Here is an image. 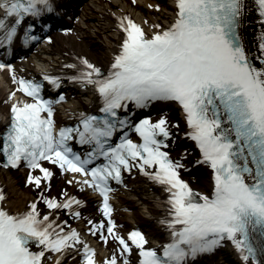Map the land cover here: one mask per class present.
<instances>
[{
  "label": "snow or ice",
  "instance_id": "1",
  "mask_svg": "<svg viewBox=\"0 0 264 264\" xmlns=\"http://www.w3.org/2000/svg\"><path fill=\"white\" fill-rule=\"evenodd\" d=\"M172 7V22L154 24L151 33L130 17H118L125 35L107 69L85 57L77 58L79 65H67L76 69L70 80L95 88L102 115L81 113L75 127H61L56 134V101L41 95L42 84L20 77V89L34 100L12 106L13 119L4 133V166L19 167L23 161L39 170L40 175L28 176L37 187L53 175L43 161L65 172L91 174L83 183L103 196L109 234L116 227L109 203L111 180L122 182L124 169L138 167L165 186L170 211L161 222L171 230L170 241L160 253L145 246L148 241L139 230L128 233L131 244L117 233L123 264H129L126 253L133 245L139 249V264H188L189 258L212 252L226 240L243 264H264V0H173ZM0 10V43L11 47L29 19L23 41L38 40L31 34L35 18L55 12L56 5L54 0H0ZM253 11L257 18L248 23L259 27L247 36L241 32V21ZM0 68L12 65L0 63ZM44 79L60 86L59 77ZM64 98L61 94L60 100ZM165 102L182 108L183 135L199 153L195 163L211 169L210 193L197 191L181 178V160L190 155L188 148L179 160L165 150L175 139L172 127L179 129L180 122L172 125L166 113L156 119L137 115V109ZM45 111L46 117L41 115ZM133 131L141 142L131 138ZM117 135L119 143L114 144ZM74 139L89 150H76L70 143ZM64 196L59 201L41 193L40 199L54 210L46 214L37 202L24 212L0 205V264H47L51 253L60 254L55 259L61 264L63 255L77 248L80 234L65 230L67 220L59 221V210L72 212L73 204L83 202L67 192ZM4 198L0 192V201ZM104 227L101 220L89 231ZM101 238L107 241V236ZM82 248L84 264H97L95 249L87 243ZM104 264H118V256L114 253Z\"/></svg>",
  "mask_w": 264,
  "mask_h": 264
},
{
  "label": "bare ground",
  "instance_id": "2",
  "mask_svg": "<svg viewBox=\"0 0 264 264\" xmlns=\"http://www.w3.org/2000/svg\"><path fill=\"white\" fill-rule=\"evenodd\" d=\"M158 4L156 0H102L88 15L87 27H80L68 40L57 41L44 54L39 56V61L30 64L14 75H0V186L3 187L5 197L1 201L2 206L12 212L27 210L30 204L41 193L45 196L57 197L59 201H64L66 199L64 193L67 192L69 196L83 202L79 205L74 204L72 212H69L68 209L59 210V221L67 220V225H63L65 230L75 229L81 237L77 248L69 249L63 255L61 264H84L83 243H87L89 247L96 250L95 259L97 264H104L105 260L110 259L114 253L118 256V264H123L124 257L119 255L122 251V246L115 239V235L118 233L124 236L131 244L128 231L136 225H140L145 232L146 240L148 241L145 245L146 247L157 245L156 240L158 238L165 239L166 235L170 234V231L159 221L160 216H164L168 212L166 203L164 202L165 197L161 190L153 192V195L149 197H138L136 200L127 196L125 193L126 189L133 192L140 190L147 191L153 189L155 184L138 167H134L131 171L126 170L123 181L117 182V193L109 199L110 205L116 209L115 214L111 215V219L115 221L116 227L113 234H109L107 232L109 217L103 214V200L87 188V185L83 183V179L76 177L75 174L63 173L56 166L47 165L46 167H49L53 173L52 178L50 181L43 179L42 183L37 187L34 182L31 184L28 182V176L30 173L40 175L39 170L23 168L11 170L6 168L3 165L1 136L6 131L7 125L10 122L11 108L20 98L16 81L19 77L34 76L40 78L49 74L59 75L65 80L74 71L73 68L67 67V65L75 64L72 60L74 55L87 56L98 66L107 69L112 55L118 51L122 38V35L116 29L117 16L133 14L142 24L145 31L151 33L154 24L168 26L174 17L172 2L170 1L165 6L163 20L159 21L156 16L155 7ZM1 14L0 10V16ZM256 18L257 14L254 11L242 18V34L247 36L253 35L251 29L258 28L259 26L249 24L248 21L255 20ZM60 28L62 27H57L56 29ZM90 29H93V31ZM46 43L48 42L46 41ZM64 83L69 90H76L78 94L82 95L78 99L82 104L81 107H71L68 111L67 121L73 122L81 113L97 108V98L93 92L92 85L80 87L66 81ZM59 120L62 121L63 119L59 116ZM179 122V129L172 127L175 139L169 144L167 150L170 151L174 159L179 160L184 149H189L190 155L181 160V163H184L185 167L180 170L182 174L187 175L194 169L195 165L198 166L195 163V158L199 153L198 149L193 151L194 142L183 135V130L186 129L185 118ZM175 123L172 122V125ZM205 168L208 170L207 166ZM204 185L212 189L211 178L206 180ZM198 191L205 192L202 189ZM37 205L43 214L54 211L48 209L42 199L38 201ZM140 208H145L144 213L140 212ZM75 212H79L80 215L77 217L74 214ZM51 218L56 219L57 217L53 215ZM101 220L105 224L103 230L106 232L107 241L97 234V231H101L100 229L89 231V229L94 228V225L99 224ZM82 231H84V234H82ZM224 243L232 244L230 240ZM132 247L133 251L130 254L126 253V255L128 256L129 264H136L139 249L135 245ZM59 255L58 253H51L52 259L47 264H56L55 258ZM209 263L221 264L215 258H209L207 261L198 264ZM241 263L243 264L242 260Z\"/></svg>",
  "mask_w": 264,
  "mask_h": 264
},
{
  "label": "rangeland",
  "instance_id": "3",
  "mask_svg": "<svg viewBox=\"0 0 264 264\" xmlns=\"http://www.w3.org/2000/svg\"><path fill=\"white\" fill-rule=\"evenodd\" d=\"M163 13H164L163 8L161 9L160 7H157L156 16L159 21L163 20ZM90 30L93 31V29H90ZM176 117H177L176 119H172L171 121L177 122L182 119V117L178 113ZM189 177L192 180L193 188H195L196 190L202 189L205 192L209 191V188L205 187L204 185V182L210 178V174L205 169V167L203 166L195 167L193 170H191ZM152 192L153 191H151L150 189L147 191L140 190V191H134V192L126 190V195L136 200L138 197H149L153 195ZM144 210L145 208H140L141 213H144L143 212ZM221 249H222V252H224V254L218 253V257L215 258L216 260L220 261L222 264H232L230 260H232V256H233L234 259L232 260V262L234 264H242L239 256L232 250V246L230 244H225L223 247H221ZM227 258H229L228 261L226 260Z\"/></svg>",
  "mask_w": 264,
  "mask_h": 264
}]
</instances>
